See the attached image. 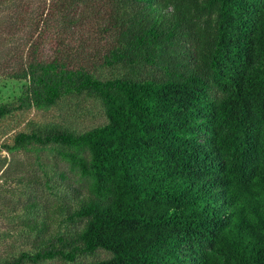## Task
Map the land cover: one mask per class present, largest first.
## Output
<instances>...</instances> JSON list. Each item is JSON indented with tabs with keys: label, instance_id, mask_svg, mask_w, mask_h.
I'll return each mask as SVG.
<instances>
[{
	"label": "trees",
	"instance_id": "1",
	"mask_svg": "<svg viewBox=\"0 0 264 264\" xmlns=\"http://www.w3.org/2000/svg\"><path fill=\"white\" fill-rule=\"evenodd\" d=\"M56 5L67 28L95 26L103 48L5 65L21 92L7 103L0 94V121L82 98L104 116L0 143L51 153L36 164L54 196L30 193V248L0 264H264V0ZM15 6L26 20L17 0H0Z\"/></svg>",
	"mask_w": 264,
	"mask_h": 264
},
{
	"label": "rangeland",
	"instance_id": "2",
	"mask_svg": "<svg viewBox=\"0 0 264 264\" xmlns=\"http://www.w3.org/2000/svg\"><path fill=\"white\" fill-rule=\"evenodd\" d=\"M17 2L20 4L19 9L26 12V20L14 15L17 4L14 8H0V94L3 103L16 100L21 92L20 82L1 76L5 65L12 67L33 53L50 60L63 51L75 52V56L72 55L75 61H84V54H95L96 57L103 48V41L96 34L95 26L67 28L63 23L64 18L57 13V0ZM102 71L104 77L114 72L112 69ZM103 116L99 102L90 98L72 99L50 110H27L0 121V143H11L17 132L30 130L36 124L56 121L71 128L84 129L102 121ZM39 155L46 160L52 156L48 151L38 152L37 149L14 155L7 150L0 152V160L7 158L6 165L0 171V256L17 254L30 248L25 223L30 193L33 194L32 191L40 187L38 191L48 199L54 197L45 187L42 171L37 167ZM36 172H40L42 180L34 185L29 180L33 181L32 174ZM21 175L23 180L18 183L17 179ZM48 264L68 263L56 260Z\"/></svg>",
	"mask_w": 264,
	"mask_h": 264
}]
</instances>
